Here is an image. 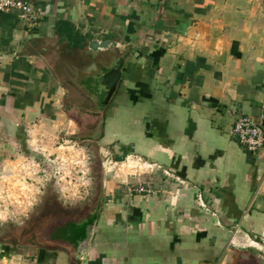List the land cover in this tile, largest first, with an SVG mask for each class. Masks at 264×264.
I'll list each match as a JSON object with an SVG mask.
<instances>
[{"label": "crops", "instance_id": "0c3cea01", "mask_svg": "<svg viewBox=\"0 0 264 264\" xmlns=\"http://www.w3.org/2000/svg\"><path fill=\"white\" fill-rule=\"evenodd\" d=\"M25 1L34 25L0 13V173L58 109L98 155L154 175L118 185L104 172L72 207L83 216L46 217L70 225L60 235L39 233L42 216L0 222V264H264V147L252 154L233 132L240 116L264 121V0ZM93 40L121 49L94 53ZM127 53L114 95L126 100L108 103L100 83Z\"/></svg>", "mask_w": 264, "mask_h": 264}, {"label": "rangeland", "instance_id": "374dc122", "mask_svg": "<svg viewBox=\"0 0 264 264\" xmlns=\"http://www.w3.org/2000/svg\"><path fill=\"white\" fill-rule=\"evenodd\" d=\"M113 98L120 101L126 100L124 96L119 98V93ZM57 111L59 110L57 109ZM57 111L55 110L53 113L54 120L57 122L54 123L56 128H54L50 134L48 133V136L51 138V140H49L50 145H45L47 146L45 149L47 150V154L50 153L54 155L51 158L53 162L50 163L52 165L53 172L52 180H50L49 183L50 185L53 184L56 191H58L59 188L64 189V193H67V197H65L66 199H76L74 200L75 202L77 201L76 204L84 203L89 199L92 200L93 188L90 190L92 187V181L90 180L89 167L90 163H95V161H97V164L95 175L93 174L95 177L93 182H95L98 187L102 182L104 172L107 173L108 178L110 177L114 179L115 177L116 183L118 185L128 183L130 175L135 173L141 175V170L142 173L154 175V172L151 169H148L147 166L138 159H129L125 156L122 157V160L118 166L112 168L108 166L105 170L103 167L104 162L107 160L113 161L114 159L109 157L104 158L98 155V159L93 160L92 148H94V143L90 141V145H88L87 142L81 144L69 139L66 135L73 132L75 133L76 126H70L67 123H63L62 117L60 115H56V113H59ZM30 131L32 135L31 144L35 147L38 145L36 140L41 134V129L38 127H32ZM52 147H56V149H50ZM24 153L27 154L25 149L23 153L11 157L10 160H6L2 165V167H5L6 172L4 173L3 171V173H0V222L15 220L17 223H20L22 220H25L24 216L27 215L31 210L32 203L35 201V199H38L37 193L39 189H41L42 185H46L47 183L46 177L43 178L35 176V174L38 175V165L40 161H36L35 163L33 158H29V155H25ZM81 171L85 172V174L81 173ZM98 187H96L94 198L97 195ZM85 192H90L91 196H85ZM57 196H60L61 198L59 193L57 195V193L54 192L47 199L45 204H41L42 209L38 207V205L34 209V215L32 216L33 218L31 217L30 219L35 221V217H39L41 215L44 216L46 212L50 210L49 207H51V209L56 208L57 206L55 205V202ZM78 197H82L83 199L79 198L78 200ZM72 204L73 205L69 204L67 212L56 217L59 218L56 219L57 221L73 220L76 219L77 216L81 217L84 215V210L86 208H83L82 210H72V207L75 206L74 202ZM11 225L13 224H5L6 231L14 227ZM40 226L37 229L39 231H43L41 232L42 236L45 235V230L52 228L51 225L46 224Z\"/></svg>", "mask_w": 264, "mask_h": 264}, {"label": "flooded vegetation", "instance_id": "af4514ba", "mask_svg": "<svg viewBox=\"0 0 264 264\" xmlns=\"http://www.w3.org/2000/svg\"><path fill=\"white\" fill-rule=\"evenodd\" d=\"M102 97L105 98L104 97V94H103ZM80 112L82 114H85V115L89 116L92 119L95 118V114H93L92 112H87V111H80ZM73 113H75V111H73ZM54 123H57V122L56 121H51L49 123L48 122H45L43 124L35 123V124L31 125V127L28 130H25L29 134L26 135V138L24 140V145L23 146H24L25 152L27 153V154H25V153L24 154L25 155H29V158H33L35 163H36V161H38V162L40 161L39 162V165H38V167H39L38 173H37L38 175L35 174V176H37V177H43V178L46 177V182L47 183H46V185H42L41 189H39V191L37 193L38 194V197H37L38 199H35V201L32 203V208L29 211V213L24 216L25 217V220L22 221V223H21L22 226H20V227H23L24 225H27L28 224V220H29V223H32L33 220H31L30 218L34 215V209L38 205H39L38 207H40L42 209V205L41 204H45V202L47 201V199L54 192H56L57 195H58V193H59V195H61V198H60V196L59 197L57 196V199H56V202L57 203L55 202V205L57 207L56 208H52V209H51V207H49L50 210L48 212H46V214L44 216L41 215L42 216L41 217V221H43L45 223H39V225L36 228H38L40 225H43V224L44 225L45 224L46 225L51 224L50 221L46 219V217H48L50 215H55L57 217V216H59L61 214H64L65 212H67V209L69 208V204L73 205L72 203L74 202V205H75L76 202H77V201L76 202L74 201L76 199H66L65 197H67V193H64V189L59 188V190L56 191L54 189L53 184L50 185V183H49L50 180H52V172H53L52 171V165L50 163L53 162L51 160V158L54 155H52L50 153L47 154V152H46L47 150L45 149L47 146H45V145H50V143H49L50 141L49 140H51V138L48 136V133L50 134V132L53 131L54 128H56L55 125H54ZM64 123L65 124L67 123L70 126H72V125H75L76 126V132L75 133L73 132V133H70V134H67L66 135L69 139H71L73 141H76V142H79L81 144H84V142H87L88 145H90L89 144L90 141H92V143H94L93 140H90L88 138V136H91V134H87V132H84V129H83V127H81V125H80L81 123L79 121H71L70 120V121L64 122ZM32 127H38V128L41 129V131H40L41 134L39 135L38 139L36 140L38 142V145H36L35 147L32 146V144H31V139H32L31 137H32V135H31L30 129ZM56 144H58V143H56ZM50 149L54 150V149H56V147H52ZM92 154H93V160H97L99 156H98V150H97V147L95 146V144H94V148H92ZM108 157L111 158L110 156H108ZM96 164H97V161H95V163L92 162V163H90V167H89L90 168V170H89L90 180L92 181V187H91L90 190H92V188H93V193H92V197L93 198H94V194L96 192V187H98V185L95 182H93L94 179H95V177L93 176V174L95 175ZM103 167L105 169V162L103 164ZM5 172H6V170L4 169V173ZM81 173L85 174V172H83V171H81ZM29 180H31V179H29ZM35 195H36V193H35ZM85 196H88V197L91 196L90 195V192H85ZM79 198L80 199H83L82 197H78V200H79ZM88 201H90V199ZM43 207H44V205H43ZM40 212H41V210H40ZM47 214H49V215H47ZM89 216H92L93 217V214L91 213ZM92 217H90V219ZM56 219H59V218H56ZM40 228H41V226H40ZM70 228H71L70 225H68L66 223H64V225L62 227H59V226L58 227H54V226H52V229H53V232H54L55 235H60L61 232H63L64 229H66V231H67ZM41 232H43V231H40L39 233H41Z\"/></svg>", "mask_w": 264, "mask_h": 264}, {"label": "built area", "instance_id": "2783aa9c", "mask_svg": "<svg viewBox=\"0 0 264 264\" xmlns=\"http://www.w3.org/2000/svg\"><path fill=\"white\" fill-rule=\"evenodd\" d=\"M16 10L20 12V19L23 23L34 25L39 19L40 15L34 8V6L25 0H0V13ZM234 135L237 137L239 142L247 148V150L255 154L264 147V129L259 125V122L248 116H240L235 122ZM129 159L132 157H128ZM142 162L141 159H138ZM118 163L107 160L105 162L106 167H116ZM146 165V164H145ZM152 171L154 168L147 167ZM154 172V171H153ZM131 177V176H130ZM136 177V176H135ZM138 194H154L151 189L143 188L139 186L135 190ZM133 192V189L130 190Z\"/></svg>", "mask_w": 264, "mask_h": 264}, {"label": "water", "instance_id": "95a60500", "mask_svg": "<svg viewBox=\"0 0 264 264\" xmlns=\"http://www.w3.org/2000/svg\"><path fill=\"white\" fill-rule=\"evenodd\" d=\"M89 49L94 52V53H99V52H105L108 51L109 49H121V45L115 41L107 40V41H101V40H93L89 44ZM130 54L127 53L124 57L121 59H118L115 62L116 68L112 69L109 71L107 74L103 76V80L100 83V89L105 91L107 93V102H111L112 98L116 94V91L118 89V86L120 84V81L122 79V74L124 72V66L126 64V61L128 60ZM102 122V119H100ZM259 125L264 129V121H258ZM102 123H100V129L99 131L102 130ZM96 139L99 138V135L94 137ZM87 239L82 245V249L84 250L89 246L91 243L93 236H94V226H91L87 232ZM83 250H81V253H83ZM78 258H83V256L79 255Z\"/></svg>", "mask_w": 264, "mask_h": 264}]
</instances>
